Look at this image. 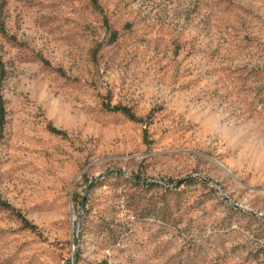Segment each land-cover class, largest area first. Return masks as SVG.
Listing matches in <instances>:
<instances>
[{"label": "rangeland", "instance_id": "obj_1", "mask_svg": "<svg viewBox=\"0 0 264 264\" xmlns=\"http://www.w3.org/2000/svg\"><path fill=\"white\" fill-rule=\"evenodd\" d=\"M1 103L0 264H264V0H0Z\"/></svg>", "mask_w": 264, "mask_h": 264}, {"label": "trees", "instance_id": "obj_2", "mask_svg": "<svg viewBox=\"0 0 264 264\" xmlns=\"http://www.w3.org/2000/svg\"><path fill=\"white\" fill-rule=\"evenodd\" d=\"M108 109H109V111H111V112H115V113H119V112H120V113H123L124 115H126V116H127L130 120H132V121H138V122H141V120H138V119L136 118L135 114L132 113V111H131L129 108H127V107L115 106V107H112V108L109 107ZM5 123H6V112H5V110H4L3 103H1V106H0V128H1V130L4 128ZM52 132H53L54 134H57V135H64V132L59 131V130H57V129H55V128H52ZM146 132H147V131H146ZM146 132H145V134L147 135L148 132H147V133H146ZM145 139H147V137H146ZM192 181H193V180H192ZM135 182H136V183H140V181L137 180V179L135 180ZM153 184H155V183H147L148 186H151V185H153ZM156 185H157V184H156ZM0 206L3 207V208H5V209H7V210H9V211H11V212H13V213H15V214L21 219V221H22L27 227H29L31 230H33V231L36 230V226L31 225V224L29 223V221H28L25 217H23V216L18 212V210H16L13 206H11L10 204H8L7 202L3 201L1 195H0Z\"/></svg>", "mask_w": 264, "mask_h": 264}, {"label": "water", "instance_id": "obj_3", "mask_svg": "<svg viewBox=\"0 0 264 264\" xmlns=\"http://www.w3.org/2000/svg\"><path fill=\"white\" fill-rule=\"evenodd\" d=\"M190 180H202V181H205L202 178H191V179H187L186 181H190ZM182 184H183V182H180L178 185H182ZM78 231H79V224L77 226V233H78Z\"/></svg>", "mask_w": 264, "mask_h": 264}]
</instances>
